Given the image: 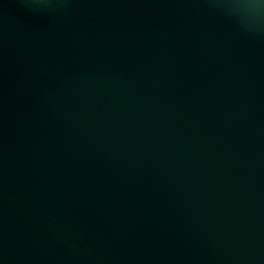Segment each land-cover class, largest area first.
<instances>
[{
	"label": "water",
	"instance_id": "95a60500",
	"mask_svg": "<svg viewBox=\"0 0 264 264\" xmlns=\"http://www.w3.org/2000/svg\"><path fill=\"white\" fill-rule=\"evenodd\" d=\"M0 264H264V0H0Z\"/></svg>",
	"mask_w": 264,
	"mask_h": 264
}]
</instances>
